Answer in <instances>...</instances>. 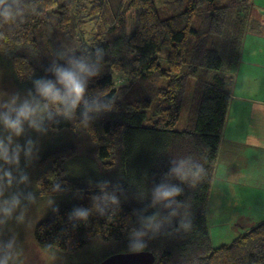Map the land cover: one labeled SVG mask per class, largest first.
<instances>
[{"label": "trees", "instance_id": "16d2710c", "mask_svg": "<svg viewBox=\"0 0 264 264\" xmlns=\"http://www.w3.org/2000/svg\"><path fill=\"white\" fill-rule=\"evenodd\" d=\"M249 34L264 35L252 0H0L1 69L46 109L47 133L80 141L37 164V196L60 203L35 229L40 247L77 264L139 251L155 264H264V222L214 248L207 221ZM57 68L82 83L74 108Z\"/></svg>", "mask_w": 264, "mask_h": 264}, {"label": "rangeland", "instance_id": "374dc122", "mask_svg": "<svg viewBox=\"0 0 264 264\" xmlns=\"http://www.w3.org/2000/svg\"><path fill=\"white\" fill-rule=\"evenodd\" d=\"M154 1L157 6H161L173 0ZM252 1L264 19V0ZM252 36L254 35L249 34L246 37L252 38V41L248 40L247 46L242 50L241 58L245 60L259 56L260 51L264 52V41L256 45L254 40L257 37ZM253 75L250 76L254 78ZM260 81L261 79L256 80L257 85ZM25 106L29 115L27 118L20 117L17 132L8 127L6 120L15 121ZM46 114L43 105L34 101L29 93L23 92L11 73L0 67V264L72 263L64 255L40 247L35 240V229L39 222L49 217L60 204L53 198L37 196V164L43 157L45 148L55 149L68 142L80 143L64 132L47 133L42 127ZM82 145L83 149L79 152L85 154L89 147L83 143ZM217 171L215 175L218 179L215 185L213 183L211 191L214 198L211 202L209 199L207 204V221L214 248L231 244L235 238L264 222V193L252 188L249 183V187L244 189L243 182L227 181V174L222 176ZM215 180L216 176L214 182ZM240 196L257 198L254 213L245 215L246 218L239 215L243 204Z\"/></svg>", "mask_w": 264, "mask_h": 264}, {"label": "crops", "instance_id": "0c3cea01", "mask_svg": "<svg viewBox=\"0 0 264 264\" xmlns=\"http://www.w3.org/2000/svg\"><path fill=\"white\" fill-rule=\"evenodd\" d=\"M252 37H257L254 40L256 45L264 41V35ZM248 40L252 41V38H246L244 48L247 46ZM252 59L254 61H251ZM251 74H254V78L250 76ZM257 79H261L259 85L256 83ZM232 97L228 122L223 134L222 160L216 170L221 172L222 176L226 173L227 181L243 182L244 189L249 187V183L252 188L264 193L263 51H260L259 56L254 58L241 59L240 67L235 75ZM215 176L214 185L218 179V176ZM240 197L243 204L240 206L239 215L241 218H246L245 215L250 212L254 213L257 198ZM213 198L210 195V202Z\"/></svg>", "mask_w": 264, "mask_h": 264}, {"label": "clouds", "instance_id": "9594fccd", "mask_svg": "<svg viewBox=\"0 0 264 264\" xmlns=\"http://www.w3.org/2000/svg\"><path fill=\"white\" fill-rule=\"evenodd\" d=\"M7 15V13H5ZM81 72L86 71L84 65L78 66ZM56 74L59 78V82L63 84L67 88V97L71 98V105L74 108L78 101L80 100L82 94H83V86L80 82L78 76L73 71L63 70V69H55ZM37 88L38 91L44 95V96H51L53 100H63L66 99V97H61L59 92L54 89V86L49 83H43V82H37ZM29 115V112L27 110V107L25 106L24 109H21L18 113V117L15 121L6 120V124L8 127L19 131V125H20V117L27 118ZM159 195H162L163 197H169L171 195L176 194V190L173 189L172 191H163L158 193ZM76 215L80 217H86L87 213L83 211H78Z\"/></svg>", "mask_w": 264, "mask_h": 264}, {"label": "water", "instance_id": "95a60500", "mask_svg": "<svg viewBox=\"0 0 264 264\" xmlns=\"http://www.w3.org/2000/svg\"><path fill=\"white\" fill-rule=\"evenodd\" d=\"M156 261L153 253L148 251L119 253L105 259L100 264H154Z\"/></svg>", "mask_w": 264, "mask_h": 264}, {"label": "bare ground", "instance_id": "6f19581e", "mask_svg": "<svg viewBox=\"0 0 264 264\" xmlns=\"http://www.w3.org/2000/svg\"><path fill=\"white\" fill-rule=\"evenodd\" d=\"M103 261H104V260H103ZM103 261H102V262H103ZM154 264H155V263H154Z\"/></svg>", "mask_w": 264, "mask_h": 264}]
</instances>
